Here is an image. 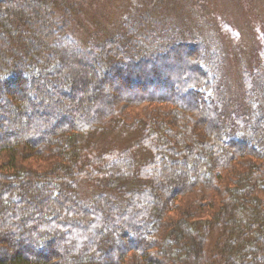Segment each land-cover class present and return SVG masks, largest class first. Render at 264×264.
Segmentation results:
<instances>
[{
	"label": "trees",
	"instance_id": "1",
	"mask_svg": "<svg viewBox=\"0 0 264 264\" xmlns=\"http://www.w3.org/2000/svg\"><path fill=\"white\" fill-rule=\"evenodd\" d=\"M177 1L83 49L91 0H0V264H264V34L231 99Z\"/></svg>",
	"mask_w": 264,
	"mask_h": 264
},
{
	"label": "rangeland",
	"instance_id": "2",
	"mask_svg": "<svg viewBox=\"0 0 264 264\" xmlns=\"http://www.w3.org/2000/svg\"><path fill=\"white\" fill-rule=\"evenodd\" d=\"M200 1L202 3L198 5ZM156 2L157 0H91L83 10L84 20L71 22V32L76 35H72V37L83 49H86L92 42H101L117 32L123 21L137 18L146 11L156 13V10H148V7L158 8ZM202 13H205L203 15L205 19L196 30L208 32L203 37L207 44L210 43L211 35L209 32L216 31L212 37L221 46L224 54V87L228 97L238 100L237 96L241 93L242 72L244 69L252 72L255 64L258 63V59H260L259 50L264 34V0H193L190 1V5L185 0H178L172 7H166L161 15L167 16L173 23L176 19L175 21L180 27H185V19L189 17L187 15H201ZM210 13L212 16L207 17ZM157 17L160 18V15L158 14ZM85 25H87L85 29H88L86 32L84 30ZM192 36L196 37L198 33H192ZM109 94L112 95L113 92ZM121 96L127 98L131 94L128 92L126 95L121 94ZM140 110L132 109L129 111L134 113ZM120 125L124 127L123 125L130 124L122 122ZM122 129L124 132H121ZM121 130L117 133L107 132L93 136L96 145L98 143V150L105 147L124 150L132 147L133 143H137L139 138L134 139L132 134L125 132V127ZM123 133H128V136H122ZM130 140H133V143L129 145ZM115 144H119L120 147L118 145V147H114ZM133 151L140 152L139 147ZM140 156L144 157L145 153Z\"/></svg>",
	"mask_w": 264,
	"mask_h": 264
}]
</instances>
